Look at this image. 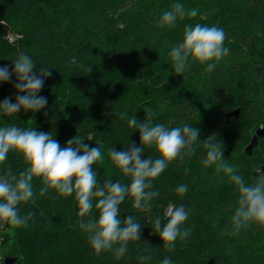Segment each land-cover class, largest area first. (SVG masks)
<instances>
[{
	"label": "trees",
	"instance_id": "16d2710c",
	"mask_svg": "<svg viewBox=\"0 0 264 264\" xmlns=\"http://www.w3.org/2000/svg\"><path fill=\"white\" fill-rule=\"evenodd\" d=\"M175 3L196 9L197 16L177 19L174 27H159L164 11ZM22 39L15 45L5 40L1 22ZM196 23L217 26L226 33L224 46L230 51L216 68L189 61L186 70L174 72L169 52L182 42L184 27ZM20 52L29 55L39 73L41 66L51 75L44 79L38 96L47 105L38 112L21 109L16 116L0 112V126L17 125L37 132H53L61 147L73 137L90 148H101L103 161L93 170L100 183L111 179L129 183L109 158V149L127 151L140 146V134L129 128L127 112L144 122L153 111L152 123L168 127L190 124L200 130L199 141L216 134L223 146L225 162L234 166L245 182L255 181L264 166V136L258 137L252 154L246 149L264 127V0H0V67L11 72ZM13 73L0 82V103L18 93ZM239 110L227 124V116ZM183 161H173L153 182L160 195L150 212L133 207L131 198L120 205V219L134 215L141 224V238L130 242L127 253L117 260L113 252L97 255L90 246L78 216L73 196L61 197L54 189L41 195V180H33L34 198L19 206L21 215L34 213L26 226L9 224L5 235V260L15 264H141L138 257L150 254L146 264H264V227L253 223L231 235V216L238 191L215 167H204L206 149L199 143ZM154 159L147 149L141 158ZM27 168L22 155L10 152L0 165L18 175ZM187 185L183 197L175 192ZM169 202L183 204L190 215L183 225L185 240L172 251L152 230V220L162 218ZM92 216L98 218L93 208ZM149 249L146 253L145 249Z\"/></svg>",
	"mask_w": 264,
	"mask_h": 264
},
{
	"label": "clouds",
	"instance_id": "9594fccd",
	"mask_svg": "<svg viewBox=\"0 0 264 264\" xmlns=\"http://www.w3.org/2000/svg\"><path fill=\"white\" fill-rule=\"evenodd\" d=\"M197 16L196 9H186L182 3H175L170 10L164 11L159 19V27H174L177 19ZM225 31L217 26H207L200 23L187 24L184 27L182 42L172 47L169 56L174 72L182 74L189 61L207 65L206 71H213L217 63L229 53L224 46ZM14 67L10 72L8 67H0V82H8L13 73L17 82L14 87L18 93L16 102L11 97L0 103V112L15 115L24 111L38 112L47 105V98L38 96L44 85V79L51 75L47 67L41 66L39 73L34 71L36 64L31 57L20 52L12 62ZM181 76V75H180ZM121 120L127 119L129 128H136L140 134V146L133 144L127 151L109 149V158L119 169L129 183L111 179L100 183L93 165L103 161L100 146L90 148L77 136L69 139L61 147L54 138L53 132H37L35 128L22 129L17 125L0 126V165L8 159L10 152L22 155L27 168L17 174L8 169L0 175V223L13 227L26 226L34 213L21 215L19 206L34 198L33 180H41V195L49 189H54L59 196H73L78 205V216L88 217L81 220L80 227L87 234L88 242L94 252H113L117 260L128 251L130 242L141 238V224L134 215L120 219V205L126 198H131L133 207L142 212H150L152 200L160 195L153 190V182L175 160L183 161L186 156L195 153V145L201 144L206 149L202 160L204 167L214 166L217 174L223 172L238 191V199L231 216V235H237L241 229L250 227L253 223L264 227V170H256L253 183L245 182L237 169L226 163L223 156V146L218 142L216 134L199 141L200 130L190 124L168 127L163 123L153 124L157 114L149 110L144 122L136 117H128L127 112H118ZM154 149L157 157L149 156L142 159V153ZM177 195L183 197L187 185L180 184L175 188ZM93 208L98 210V218L92 216ZM190 215V210L183 204L177 206L169 202L162 218L157 216L152 220V230L159 235L162 247L172 251L177 239L185 240L189 231L183 227ZM151 249H145L147 253ZM150 254L138 257L141 264L151 260ZM161 264H173L165 257Z\"/></svg>",
	"mask_w": 264,
	"mask_h": 264
},
{
	"label": "built area",
	"instance_id": "2783aa9c",
	"mask_svg": "<svg viewBox=\"0 0 264 264\" xmlns=\"http://www.w3.org/2000/svg\"><path fill=\"white\" fill-rule=\"evenodd\" d=\"M1 26L3 27V30L5 33V40L12 45L17 44L22 37L12 31L10 29V26L7 22H1ZM8 231L7 223H0V264H6L5 256L3 254V246L5 243V235Z\"/></svg>",
	"mask_w": 264,
	"mask_h": 264
},
{
	"label": "water",
	"instance_id": "95a60500",
	"mask_svg": "<svg viewBox=\"0 0 264 264\" xmlns=\"http://www.w3.org/2000/svg\"><path fill=\"white\" fill-rule=\"evenodd\" d=\"M240 115V111L237 110L235 112H232L230 113L228 116H227V124L230 122V120L232 118H238ZM264 136V127L261 128L258 132H257V136L254 137L253 139V142L252 144L246 149V153L248 155H251L252 154V151H253V148L255 146H257V142H258V137H263ZM262 170H264V166L262 167ZM16 260L15 259H11V258H8L6 260V264H15Z\"/></svg>",
	"mask_w": 264,
	"mask_h": 264
}]
</instances>
